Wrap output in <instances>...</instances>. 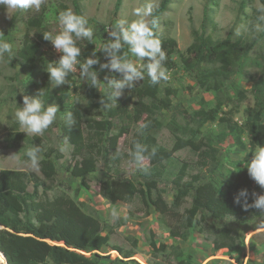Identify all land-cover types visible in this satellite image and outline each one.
<instances>
[{"label": "trees", "instance_id": "obj_1", "mask_svg": "<svg viewBox=\"0 0 264 264\" xmlns=\"http://www.w3.org/2000/svg\"><path fill=\"white\" fill-rule=\"evenodd\" d=\"M259 1L264 5V0ZM121 3L122 0H117L114 9L116 28L119 24L117 14ZM72 4V12L84 17L94 33L91 41H77V46L81 49L79 60L93 58L92 53L95 51V58L99 63L93 65V70L97 72L98 77L100 69H103L101 65L109 64L111 57L105 52H99L96 42L104 45L114 38L110 36L111 30L105 24L95 22L92 25L93 22L84 16L78 0H73ZM172 4L173 0H161L152 12L150 22L153 19L156 21L153 28L156 38L159 20ZM68 10L70 9L67 6H53L47 10L49 17L47 13H43L30 18L22 36H18L20 31L17 28V15L7 29H0V39L12 45L10 54H6L4 60L9 65H18L26 71L28 86H41L44 91V103L48 101L52 87L49 74L41 73L39 82L33 79L35 68L44 60L42 47L47 41L44 40L43 33L50 31L51 23L59 26L58 16ZM210 21L208 9L205 11L201 31L192 30L193 42L180 56L185 70L193 74L198 86L205 92L214 91L217 94L214 109L195 112L203 123L215 120L227 103L246 100L247 92L235 80V76L240 66L249 58L252 49L259 44L260 39H264V20L261 21V28L259 21L258 32L253 30V40L240 36L236 41H233L231 36L216 38L215 33H208ZM158 39L165 52L178 51L175 39ZM124 55L128 59L131 58L127 45L119 54L120 57ZM140 61L141 65L136 67L144 72L145 78L133 81V88L122 89L129 95L127 100L124 93L116 101L109 99L110 91L97 95L89 83V94L97 96V101L91 103L89 108L100 110L101 119H86L88 111L77 104L71 110L75 123L69 125L66 121L61 125V137L73 148L72 161L66 168L73 178L85 179L90 176L98 170L99 162L109 169L110 156L117 149L119 139L129 134L131 127L141 122L144 116L152 118L155 104L159 109H167L171 104V97L176 92L166 88L165 96L160 97L161 81L153 85L146 73V58ZM256 65L264 69L260 58L259 62L256 59ZM67 80L64 96H68L74 84L72 73ZM251 92L255 102L253 107L247 109L244 129L254 146H264V76L254 82ZM132 99L135 101L132 102ZM118 121L123 122L121 127L117 125ZM155 124L157 125L141 126L139 131L133 134L130 145L132 162H138L133 153L137 150L136 144H139L143 148L144 159L154 163V169L145 166L139 171L143 183L117 175L102 182L100 194L111 204L131 203L135 200L151 204L160 214L162 224L168 228L173 238L186 240L197 231L210 237L215 251L238 247L239 235L225 226V221L231 219L238 224H246L251 218L258 216L259 212L256 209L245 211L234 199L241 189H247L248 203L251 204L254 200L252 193L259 194L263 189L249 177L245 169L236 181L228 184L226 193H223V183L219 181L217 174L218 150L212 146L201 152L202 166H212L209 173L191 175L189 178V164H177L174 158L178 150L188 146L187 142L177 137L173 148L160 145L155 134L162 125L158 122ZM17 136L19 137L14 139L16 142L20 140V135ZM251 156L252 152L250 159ZM39 168L49 185L36 182L32 192L28 190V185L36 180V177L30 178L19 170H0V264H139L132 259L135 253L123 252L119 248L116 250L122 258L113 259L109 254L112 250L110 237L103 234L100 222L93 215L86 213L66 193L60 192L52 198L48 196L46 190H53L57 176L52 156H44ZM165 173L166 176H173L171 182L176 190L171 206L165 203L161 196L156 201L149 199L150 191L157 188ZM39 186L45 189L41 195ZM257 228H260V224L250 226L249 230ZM150 244L155 246L153 240ZM237 262L242 264V261Z\"/></svg>", "mask_w": 264, "mask_h": 264}, {"label": "rangeland", "instance_id": "obj_2", "mask_svg": "<svg viewBox=\"0 0 264 264\" xmlns=\"http://www.w3.org/2000/svg\"><path fill=\"white\" fill-rule=\"evenodd\" d=\"M160 1L122 0L117 19L119 23L139 20L141 17L134 14L136 9L143 10L151 4L154 10ZM78 2L84 16L93 22L92 25L100 22L108 26L111 31L116 29L114 9L117 0H78ZM72 3L73 0H43L39 9L16 10L10 13L0 6V29H7L17 15V28L20 31L18 36H22L30 18L43 13H47L49 17L47 10L58 5L67 6L72 11ZM208 9L211 21L207 32L215 33L216 38L231 36L233 41H236L240 36H244L253 40V30L258 32L259 21L261 28V21L264 20V5L259 0H173L168 12L159 20L157 37L163 40L172 38L177 42L178 51L166 52L167 59L164 67L169 79L161 80L160 97L165 96L166 88L174 90L176 94L171 97L172 102L167 109H159L155 104L152 118L144 116L141 122L131 127L129 134L119 139L117 149L111 153L109 169L99 162L98 170L85 179H75L67 172L66 168L72 161L73 148L61 137V125L67 121L66 114L71 112L74 105L78 104L88 111L86 119H101L100 110L89 108L91 103L97 101V96L89 94L87 89L89 81L81 78L79 65L72 73L74 84L68 96H64L63 92L67 84L60 86L52 84L48 101L44 103V91L41 86H28L26 71L18 65L14 67L9 65L3 57H0V170H19L25 172L30 178L36 177V180L28 185V190L32 192L34 183L49 185V182L44 179L40 168L33 170L20 163L26 159V151L34 146L40 148L41 160L46 155L52 156L57 176L53 183V190H46L48 196L52 198L64 192L86 213L96 217L101 224L103 234L110 237L112 250L109 254L113 259L122 258L116 250L119 248L123 252L135 253L132 259L139 264H238L237 261H242V264H264V229L249 230L250 226L261 224L260 214L251 218L246 224H238L231 219L225 221V226L239 235L238 247L215 251L210 237L197 231L186 240L173 238L168 228L162 224L160 214L151 204L140 200L111 204L100 194L102 182L109 178L119 175L136 183H143L139 177V171L145 166L154 169V163L147 159L137 163L132 162L130 145L133 134L139 131L141 126L157 125L156 122L162 125L155 134L160 145L173 148L177 137L187 142L188 146L178 150L174 158L177 164H189V178L191 175L209 173L212 166H202L201 157V152L208 146L218 150L217 174L219 181L223 183V193H226L228 184L236 181L241 172L246 169L243 162L250 159V154L256 146L250 141L244 124L247 109L253 107L255 102L251 92L252 86L261 76H264V69L256 65V59L259 62V58L260 63L264 64V39H260L259 44L252 49L249 58L240 66L235 76V80L247 92L246 100L240 103L238 101L227 103L215 120L203 123L195 112L214 109L217 94L214 91L205 92L198 86L193 74L185 70L180 56L193 42L192 30L201 31L205 11ZM144 19L150 23L151 16ZM49 26V32L60 31L56 24L51 23ZM96 45L99 52H104L99 42H96ZM42 52L44 60L35 68L33 77L37 82L40 81L41 73L47 72L48 64L56 63L61 55L50 41L42 47ZM129 59L135 63V66L141 65V61L132 54ZM85 61L80 59L81 63ZM146 61L149 63L148 58ZM97 78L99 82L94 89L95 94L100 95L104 91H110L109 81L122 80L123 74L105 67L100 69ZM41 92H43L42 95H40ZM121 92L127 100L129 95L122 90ZM23 95L40 99L45 107L55 104L59 108L56 120L42 136H27L14 120L17 107L23 106ZM134 101L135 99H132V102ZM117 125L121 127L123 122L118 121ZM175 126L178 128L174 129ZM17 135H20L18 142L14 141L19 137ZM166 175L167 173L158 182L157 188L150 191L149 199L156 201L161 196L163 201L171 206L176 190L171 182L173 176ZM44 190L43 186L38 187L40 195ZM257 195H264V189ZM152 240L155 243L154 247L150 244ZM49 264L52 263L49 262Z\"/></svg>", "mask_w": 264, "mask_h": 264}, {"label": "clouds", "instance_id": "obj_3", "mask_svg": "<svg viewBox=\"0 0 264 264\" xmlns=\"http://www.w3.org/2000/svg\"><path fill=\"white\" fill-rule=\"evenodd\" d=\"M43 0H0V6L6 8L10 13L16 10L39 9ZM152 5L148 4L143 10L136 9L134 14L140 16L141 19L132 22L121 21L115 30L110 32V36L114 38L110 42L102 45L101 49L111 57L110 63L101 65V68H110L111 70L122 73V80L109 81L108 88L110 90L109 99L116 101L121 96V90L125 87L133 88V81H140L145 78L144 72L138 70L135 63L128 59L126 55L120 57L122 48L127 45L130 53L139 60L148 58L149 63L145 65L147 76L153 85L158 84L161 80L169 79L164 62L167 59L166 52L162 50L161 42L155 37L153 28L156 21L153 19L149 23L145 17L152 15ZM58 24L60 31L44 32L43 38L50 41L54 49L62 53L60 59L56 63H50L47 66L50 82L54 86H60L68 83L67 77L70 73L80 68L81 78H86L91 87L98 84L97 72L93 70V65L99 63L96 52L92 53L93 58H88L81 63V49L77 46V41L93 39V29L88 26V21L74 14L71 10L64 11L58 16ZM2 35V33H0ZM12 45L0 39V57L10 54ZM43 92L40 93L42 95ZM22 107H17L14 113V120L27 136H42L46 130L54 123L59 112L57 105L53 104L45 107L40 99L22 96ZM66 120L69 125L75 123V119L71 112L66 114ZM136 151L133 153L136 161L143 160V148L136 144ZM40 148L31 147L26 153V159L20 163L27 165L33 170H39L40 167ZM247 169L249 177L262 189H264V146H256L252 152L251 159L243 162ZM248 190L241 189L234 199V202L240 205L245 211L256 209L259 217L262 218L260 228L264 229V195L252 193L254 197L253 203H248ZM115 214V213H113Z\"/></svg>", "mask_w": 264, "mask_h": 264}]
</instances>
